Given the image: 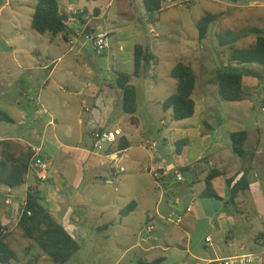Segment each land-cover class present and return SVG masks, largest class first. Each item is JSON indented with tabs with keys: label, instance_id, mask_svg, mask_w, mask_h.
<instances>
[{
	"label": "crops",
	"instance_id": "1",
	"mask_svg": "<svg viewBox=\"0 0 264 264\" xmlns=\"http://www.w3.org/2000/svg\"><path fill=\"white\" fill-rule=\"evenodd\" d=\"M79 1L76 4L74 0H67L69 6L63 8L60 6L68 15L69 32L66 36L63 33L53 35L49 43L48 41L44 43L41 39L23 45L13 42L10 62L3 64L6 72L0 69V85L8 79L20 80L22 76L29 80L27 90L23 91L24 102H20L17 98L4 100V87L0 86V111L7 113L11 120L6 119L1 113L0 118L8 120L9 131L12 132L11 128H17L21 135L25 134L31 139L34 136L38 141L29 142L23 138L24 136L12 139L27 145H42L43 154L53 160L49 179L40 182L37 190L42 205L80 245V249L72 257V264H82V261L90 264H139L140 260L151 262L158 258H161L158 264H197V262H213L249 251H264V237L257 240L259 235L264 234V213L260 210V201L254 199L253 193L244 195L241 201L237 200V196L232 201L235 209L230 214H224L221 207L211 214L213 222L209 223L208 230H214L220 238L214 240L212 237L210 241H206L209 233L197 234L192 222L193 219H198L199 210H194L191 206L183 208L178 205L179 199H176L172 205L176 211L182 212L176 223L188 219L187 226L179 230L173 227L163 229L160 225L155 230L148 231L147 225L154 224L155 218L152 206H148L153 199V193L147 187L136 189L133 184L128 189H122L121 185L113 186L112 177L127 171L124 167L125 170L119 172L117 163H120V166L125 161L130 166H136L138 163L146 164L144 170L150 174V170L158 164H172L183 175L186 170L182 171L180 167L191 166L182 158H179L178 162L156 161L148 145L133 143L127 130L119 123L129 121L136 124L138 118L136 113L131 115L123 111L121 90L108 83L94 84V73L91 69H86L85 64L75 62L62 65V59L66 54L79 55L87 43L84 38L78 37L74 46L69 45L66 53L59 54L61 45L57 40L63 38L64 42L69 44L68 39L80 31L85 33L106 29L110 34L114 31L110 28L112 22L103 21L104 9L101 10L98 0L82 2L83 6H75L79 5ZM106 3L109 5L110 0ZM96 9H98L97 14ZM72 22H77L80 26L72 29L70 28ZM31 91L34 95L30 94ZM63 94L81 97L83 101L78 108L79 111L70 112L68 110L70 100L62 97L61 101L66 112L62 114L56 112L57 102ZM86 94L92 100L89 106L85 104L88 97ZM71 119L78 125L82 123L87 125L86 134L83 133L78 140L73 135ZM95 123L105 129L117 126L123 129L124 135L121 138H126L129 146L124 149L116 163H111L104 151H96L93 148L91 132ZM205 126L209 132L200 134L204 139L213 131L209 123L205 122ZM191 138L192 135L188 134L185 150L189 148ZM212 145L219 151L222 150L221 148H232L230 145L221 147L218 142ZM262 154L264 155V151ZM229 158L231 159L232 155L228 151L219 159L209 154L197 157L200 165L193 166L195 175L192 183L196 185L198 182H203L199 188L200 194L205 188V177L210 168L226 171L225 175L213 180L214 188L222 200L227 193H230L227 178L233 177L235 182L247 168H255V164L240 167L230 162ZM260 158L264 163L263 157ZM108 176H111L109 180ZM31 179L30 177L28 180ZM103 179L107 180L106 183H103ZM169 181L170 176L162 183L166 184ZM186 182L185 179V182L180 183L186 184ZM13 192L14 189L0 185V221L9 231L18 227L26 196L25 186L22 191ZM164 196L163 191L159 194L154 193L156 213L161 211L158 200L164 199ZM6 199L11 200V203L6 204ZM132 202L134 204L125 211ZM194 202L195 199L192 200L191 205ZM189 207L191 209L188 210ZM218 218L225 223L224 225L218 223L217 228ZM252 219L254 223L250 222ZM248 229L250 233L247 232ZM155 232L156 234L153 235ZM246 235L250 240H246ZM100 245L105 247L98 252L97 247ZM96 252L99 255L94 256Z\"/></svg>",
	"mask_w": 264,
	"mask_h": 264
},
{
	"label": "rangeland",
	"instance_id": "2",
	"mask_svg": "<svg viewBox=\"0 0 264 264\" xmlns=\"http://www.w3.org/2000/svg\"><path fill=\"white\" fill-rule=\"evenodd\" d=\"M108 1L98 0V3L101 10L104 9L103 21L112 22L110 28L114 31L110 34L111 48L99 53L93 43L84 38L87 45L82 48L81 53L77 56L74 53L66 54L62 59V65L75 62L85 64V68L91 69L94 73V84L108 83L116 87L117 72L133 74L135 46L141 45L154 58L149 64L143 65L139 74L133 75L131 79V83L137 88L138 110L135 113L138 122L132 124L129 121H121L119 125L127 130L132 142L138 145L147 146L148 140H163L167 155L162 156L157 146L150 150L156 161L178 162V159L182 158L192 167L191 170L185 171L186 184L177 182L175 174H172L168 183L163 184L157 182L144 170L146 164L138 163L136 166H130L125 161L121 163V166L127 168V171L112 177L113 186L121 185L122 189H128L133 184L136 189L149 188L153 193V199L148 203V206L153 208L155 217L153 223L156 227L161 225L163 229L173 227L180 230L187 226L188 219L176 223L182 212L176 211L172 202L179 199L178 205L183 208L191 206L194 210H199L198 219L192 221L195 232L197 234L207 232L210 238L213 237L216 240L220 238V235L215 234L214 230H208L209 223L213 222L211 214L220 207L224 210V214H230L235 209L233 200L230 193H227L223 200L202 197L199 188L203 182H198L196 185L192 183L195 175L193 166L200 165L198 156L209 154L219 159L228 151L232 155L229 161L233 164L240 167L255 164V168H250L247 176L250 188L244 190V193H239L237 200L241 201L244 195L253 193L254 199L260 201V210L264 213V163L260 158L264 159L262 154L264 151V66L258 63H238L230 60L232 48L248 47L255 43L254 28H261L264 32V0H164L162 10L157 14L155 22H150L142 0H110L109 5L106 3ZM74 2L78 4V0ZM82 2L85 3L87 0H80L79 5L75 6H83ZM36 4L37 0H0V69H4V73L6 70L3 64L10 62L13 42L23 45L35 39L44 40V43L45 41L49 43L53 39L52 34L38 33L31 27V16ZM59 4L61 8L69 6L67 0H59ZM207 14L215 15L216 19L210 23L206 37L200 40L198 22ZM78 26L80 24L77 22L70 24L72 29ZM229 30L232 33L226 34ZM21 34L24 36L22 37ZM57 41L61 45L59 54L66 53L70 44H66L63 38ZM178 61L191 65L196 75L192 93L196 113L193 117L183 120H175L172 117V110H165L161 104L176 91V79L172 77L171 69ZM227 67L247 73L243 76L241 100H224L219 95L214 77L219 69ZM28 83L29 80L25 76L17 81L11 79L4 81L0 85L4 87L3 99L17 98L20 102H24L23 91L27 90ZM33 93L30 92V94ZM62 97L70 100L68 105L70 112L79 111L78 108L83 101L81 97L63 94L57 102L56 112L60 114L66 112L61 101ZM86 99L85 104L89 106L92 100L89 95ZM205 122L213 128L206 139L200 135L208 131ZM8 123L5 118H0V137L24 136L23 138L29 142L38 141V138L34 136L31 139L25 134L21 135L17 128H11L12 132L9 131ZM72 127L73 135L77 140L83 133L86 134L85 123L78 125L72 120ZM241 130L247 131L248 134L244 156L234 153L230 147L221 148V151L213 147L214 142H218L221 147L231 146L230 133ZM188 134L192 135L191 144L187 150L184 145L183 152L179 155L176 152L175 142L187 138ZM116 165L120 167V163ZM110 177L108 176L107 179L109 180ZM102 181L106 183L107 180ZM22 190L23 186L14 189L13 193ZM161 191L165 192V196L164 199L158 200L161 211L156 213L154 193L159 194ZM193 199L195 202L191 205ZM160 216L163 218L160 219ZM168 217L171 220L167 221ZM250 222L254 223V219ZM218 223L224 225L225 221L218 218L217 228ZM247 232L250 233V229ZM155 234L156 232L153 235ZM245 238L250 240L248 235ZM7 241L15 252L16 258L2 264H56L49 255L42 253L35 241L23 237L19 227L9 232ZM104 247L98 246V252ZM98 252L94 256L99 255ZM72 262L73 258L67 264ZM82 264L90 263L82 261Z\"/></svg>",
	"mask_w": 264,
	"mask_h": 264
},
{
	"label": "trees",
	"instance_id": "3",
	"mask_svg": "<svg viewBox=\"0 0 264 264\" xmlns=\"http://www.w3.org/2000/svg\"><path fill=\"white\" fill-rule=\"evenodd\" d=\"M94 1V0H87ZM237 1V0H229ZM146 15L150 22H155L157 14L162 10L164 0H142ZM98 9L95 13L97 14ZM68 15L61 10L59 0H37L34 12L31 16V27L38 33L57 35L69 32L67 25ZM216 19L215 15H204L198 22V36L202 40L206 37L211 22ZM256 34L255 43L248 47H234L230 53V60L238 63H258L264 66V32L261 28H254ZM232 33L230 30L226 34ZM154 58L141 45L135 46V70L133 74L119 71L116 73V87L122 93V109L126 114L133 115L137 111V88L131 83L133 75H138L143 65L149 64ZM247 74L236 71L234 68L219 69L214 77L218 85V92L222 99L236 101L242 99L243 76ZM171 75L176 79V91L169 95L163 102V108L172 110L175 120L190 118L195 113V101L192 93L195 87L196 75L191 65L178 61L171 69ZM3 116L11 120L9 115L0 111ZM231 147L234 153L244 156L246 153L245 143L248 138L247 131H235L230 134ZM176 152L182 153V148L188 143V139L175 142ZM0 185L16 189L25 186L26 173L32 157L29 145L12 138L0 139ZM118 146L125 149L129 146L126 138L119 140ZM249 167L238 180L226 179L230 187L231 199L234 200L240 192L249 188L247 179ZM182 171L190 170L189 166L180 167ZM226 171L219 168H210L205 177V188L202 197L221 199L215 190L213 180L225 175ZM172 175H170L171 177ZM26 193V191H25ZM18 227L21 228L23 237L36 242L43 254L49 255L56 264H67L73 255L80 249L79 243L65 229V227L47 210L41 203L39 191H27L25 196ZM134 202L130 203L125 211H128ZM123 211V212H125ZM7 226L0 221V263H9L16 258V254L10 248L7 241L9 234ZM264 234L257 237L263 238ZM161 258L147 262L140 260L139 264H158Z\"/></svg>",
	"mask_w": 264,
	"mask_h": 264
},
{
	"label": "built area",
	"instance_id": "4",
	"mask_svg": "<svg viewBox=\"0 0 264 264\" xmlns=\"http://www.w3.org/2000/svg\"><path fill=\"white\" fill-rule=\"evenodd\" d=\"M78 37L85 38L93 43L94 48L99 53L106 52L111 48L110 32L106 29H102L98 32L80 31L77 35H74L68 39V43L72 46L77 43ZM264 110V106H263ZM96 122V121H95ZM124 135L123 129L119 126L105 129L99 126V124H94V130L91 132L92 145L96 151H104L106 156L110 158L111 163H116L120 159L121 154L124 149L118 146L119 140ZM148 148L153 149L157 146V141H147ZM32 151L31 161L29 163L28 171L26 173V183L25 191L28 190L36 191L37 185L49 179L50 169L53 165V160L46 157L43 154L42 145H29ZM125 168L123 166L119 167V171L123 172ZM176 176L177 182H185V177L183 173L174 167L172 164H158L157 167L150 170L153 178L162 183L166 178H169L172 171ZM32 178L30 181L29 178ZM25 200L23 205H25ZM6 204H10L11 200L6 199ZM191 209L190 207L188 210ZM167 220H171L170 217ZM156 226L154 224H148V231L155 230ZM211 238L208 236L206 241H210ZM1 264V263H0ZM197 264H264V251H249L238 255H231L225 258L218 259L213 262H197Z\"/></svg>",
	"mask_w": 264,
	"mask_h": 264
},
{
	"label": "water",
	"instance_id": "5",
	"mask_svg": "<svg viewBox=\"0 0 264 264\" xmlns=\"http://www.w3.org/2000/svg\"><path fill=\"white\" fill-rule=\"evenodd\" d=\"M157 147L160 150V153H161L162 156H165L167 154V151H166V149L164 147V141L163 140L159 139L157 141Z\"/></svg>",
	"mask_w": 264,
	"mask_h": 264
}]
</instances>
